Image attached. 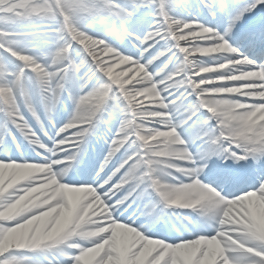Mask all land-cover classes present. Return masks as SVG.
<instances>
[{"label": "bare ground", "instance_id": "6f19581e", "mask_svg": "<svg viewBox=\"0 0 264 264\" xmlns=\"http://www.w3.org/2000/svg\"><path fill=\"white\" fill-rule=\"evenodd\" d=\"M212 3L203 5H212ZM221 3L224 6L220 11L215 12L216 15L213 13L215 16L198 19L197 23L201 28L195 27L199 30L196 34L197 38L206 35L207 29L204 28L216 27V32L212 34L214 37L223 35L222 32L225 30L231 40L236 29L238 30L249 16H253L252 23L256 22L258 31H254L253 38L246 37L239 46L247 45L248 42L261 44L255 46L256 49H246L245 53L254 60L264 59V52L259 51L264 50V0H223ZM143 5L148 4L136 5L135 9L140 15L133 18L125 17L121 9L116 10L115 15L120 23L131 30L137 29L133 26L139 24L137 22L139 20L154 37L161 30L153 25L154 17L146 15ZM92 8L94 10H90L85 15L84 13L77 15L75 12V17L80 19L83 27L76 18L69 23L65 22L69 34L67 39L74 42L80 39L79 44L85 51L89 50L88 42L86 38L76 33L77 29L91 27L94 28V33H97V29L105 21L110 20L100 7ZM189 8L188 12L192 10V7ZM159 13L163 18L173 14L166 5L159 7ZM178 13L180 16L182 12ZM83 20L85 22H82ZM24 22L33 31L35 30L33 25L35 21H31V18H24ZM173 22L177 23V21ZM176 25L172 22L171 25L167 23L164 36H168L169 33V36L175 40L174 43L180 44L179 37L174 33ZM39 37L40 35L35 34L13 37L9 49L14 52L31 53L30 59L23 64L33 75L34 69L41 70L44 85H39L38 88L34 85V79L23 72L21 85L18 79L16 81L8 79L3 88L5 96L0 90V99L8 106L6 123L0 115V159L5 160L3 165L0 164V199L12 193V190L22 192L27 189L26 193L0 204V257L14 251L31 253L37 248L51 251L64 247L80 253V256L72 259L69 264H264V251L261 248L264 245V196L243 206L225 208L229 202L223 201L213 187L203 185L198 180L199 176H205L210 170H225L213 159L223 157L225 159L229 154H241L243 159L246 157V160L255 161L260 155L264 156V93H259L264 90V79L256 72L250 71L251 68L247 67L249 65L247 63L239 61L229 64L228 61L234 57L229 51L221 48L200 49L195 43L198 54L207 56L212 61L200 70L198 80L192 82L189 87L187 82L192 79L189 77L187 62L180 67L172 64L170 68L161 67L154 74H146L147 71L144 67H139L137 61L130 62L129 65V62L126 63L117 53L118 50L113 52L107 49L108 55L111 54L117 63L110 70L111 78L116 80L124 94L129 89L135 92L136 86L154 85L157 93L170 92L167 97L172 94L176 97L174 99L176 108L186 105L187 102L198 103L199 100L203 108L214 115L217 129L214 130L208 124L207 118L199 117L198 109V113L192 119L193 116L183 118L173 106L168 108L166 114L161 115L151 112L152 108H139L141 107L138 103L139 96L144 97L142 94L148 95L151 92L145 89L137 92L131 97L132 99H129L130 101H126L128 107L136 108L138 114L125 124L119 123L122 109L119 106L114 107L113 97V100L111 97H106L105 100H110L112 103L108 105L111 107V114L106 124L101 118L96 127L99 134L100 132L105 134V141L101 143L95 140L89 141L85 140L89 137L81 132L77 124L83 115L87 112L92 113L96 107L92 95L98 97L105 91L103 88H98L94 94L84 93L83 91L90 85L78 76L79 81H74L73 87L66 86L65 91L58 92L56 82L61 77L50 57L44 55L46 46L40 43ZM157 39L151 43H158L159 38ZM109 42V46H112ZM200 42L204 44V41ZM181 44L189 46L184 39ZM190 46L193 47V43ZM138 58L141 60L140 55ZM156 59V55L150 58L151 61ZM168 60L172 61L171 54L168 55ZM234 68L239 73L243 71L246 75L235 78L228 75L234 73ZM184 70L185 74H183ZM261 72L264 76V67H261ZM178 84L180 86L185 84L182 90L174 88V85ZM62 85L66 84L62 81ZM223 85L228 89L219 91L213 88ZM211 90L212 93L209 92ZM184 91L186 92L184 95L189 94L190 99L193 95L194 99L190 101L184 95L179 97L175 94ZM215 95L239 98V102L212 99ZM29 107H32L33 111ZM227 111V116L218 115ZM68 115L72 117L71 120L64 125L63 131H57L61 126L60 124L57 128V123ZM30 116H33L38 124L33 125ZM197 118L200 119L199 123H196ZM144 119L157 122L165 130L168 127L179 129L183 141L178 146L172 142L168 133L158 136L153 132L150 134L151 130L154 131L152 129L154 126L149 128L145 126ZM4 124L7 126V131L3 129ZM127 124L139 128V138L146 146L157 144L166 147L164 159L162 156L158 159L156 156L151 157L143 151L144 155L141 158L134 140L124 136ZM114 125L117 126L115 131ZM50 137L54 143L48 145L47 139ZM77 138L80 142H75ZM230 138L236 140L237 145L230 143L228 141ZM112 140L114 146L109 149L108 145L110 146ZM182 147L190 151L187 155L188 160L181 155ZM83 149H87L88 152L85 153V158L81 159V156L76 158L78 151ZM33 153L39 159H32ZM64 155L70 158V165L75 164L77 167L75 173L93 170L94 166L91 165L90 159L96 157L105 159L104 162H107L105 184L93 180L89 171L84 178H68L65 173L58 171L56 164L49 165L52 159ZM28 160L34 163H28ZM144 165L149 169L148 176L158 195L168 199V204L183 209L180 217L175 220L178 227L177 235L167 241L169 244L176 243L178 237L182 240L180 243L148 244L142 241L141 237L136 236V231L123 226V224L135 223L131 217H121L122 215L118 213L124 208V198L128 200L127 205L130 207L127 213H133V216L138 214L134 216L137 221L143 218L151 226L168 223V218L158 217L159 209L156 207L154 197L147 190L143 176ZM183 180L190 182L188 185L191 187L185 184V186L177 185ZM42 181L45 184L39 186ZM109 181L112 183L110 184ZM91 187L98 194L100 192L105 194L102 203L99 200H95L97 202L92 200ZM171 187L174 189L169 190ZM44 195L45 198L41 201ZM31 196L34 197L33 200ZM31 230L33 233H30ZM148 231L153 232V230ZM75 232L80 234L79 237L73 235ZM155 233L151 235H159L161 232L157 229ZM29 234H33L31 239H28ZM199 234L207 236L208 241L203 243V236L198 238ZM22 240H25V243L21 244ZM38 256H42V259L36 258ZM34 257L40 260L41 264H61L56 261L46 263L43 255ZM57 257L56 260L60 262V258ZM23 258L28 259L17 260L13 264H40L36 260H30L28 256Z\"/></svg>", "mask_w": 264, "mask_h": 264}, {"label": "rangeland", "instance_id": "374dc122", "mask_svg": "<svg viewBox=\"0 0 264 264\" xmlns=\"http://www.w3.org/2000/svg\"><path fill=\"white\" fill-rule=\"evenodd\" d=\"M164 1L165 0H0V90L2 94L5 96V89H3L5 88L4 83H6L8 79H15V81L16 79H18L17 81L19 83V78L21 76V73L25 71L26 66H23L21 63H19L17 59L18 60L20 59L22 62L26 63L31 57V55H29L31 53L29 52L24 53L22 51L19 52L11 51L9 47L12 44L13 41L12 38L17 37L18 35L22 36L28 34L30 35L35 34V35H40L39 37L41 38L40 43L46 46L44 55H48L50 57L55 67H57V72L59 73L60 77L64 69L63 68L65 65L64 61L66 59L70 60L71 66L69 73L70 78L67 84L68 87L71 86L73 87L74 81H79L78 76H80L82 77L84 82H87L90 85V87H88L87 89H85V91H83L84 93L94 94L98 88H103L105 91V93H101L98 97L92 95L93 100L97 104L96 107L93 109L92 113L87 112L85 115H83L81 120H79L77 126H79L80 130H82L81 132L83 134L86 133V127H87L86 125L92 120L93 116L97 112L98 107L100 106V104L104 102L107 95H110L109 97L114 98V104H113L114 107L119 106L122 109L119 123L120 124L129 123L128 121L137 117L136 115L138 114V112H136V108H134L133 106H132L133 108H131L130 106L128 107L126 101H130L129 99H132L131 98L132 96H135L137 92L139 93L145 89L146 90L148 89L151 92L148 93V95L147 93L142 94L144 95V97L139 96L140 99L138 100V103L141 104L140 105L141 107L139 108H143V107H146V109L152 108L151 112H154L156 115H161V114H166L168 112V108H171L173 106L174 110L178 111L179 115H181L183 118L184 117L189 118L193 116L192 119L195 117L194 115L199 112V117L205 119L207 118V120H209L208 124L211 125V127H213L214 130H216L217 127L215 125L214 115L210 114L206 110V108H203V105L200 104L199 100L198 103H194V101H192V104L190 102H187L186 105L182 107L179 106L178 108H176L174 107V103L176 104V101H174V99H176V97H173V94L167 97V95H169L170 92L157 93L154 88V85L152 86L146 85V86H136L134 89L135 92H133L132 89H129L124 94L119 89L116 80L111 78L110 70L117 63L113 60L111 54L108 55L107 52L108 51L114 52L116 50H118L117 53L123 59H125L126 63L129 62L128 63L129 65L130 62L137 61L138 63L137 65L139 67H144V69L147 71L146 74H154L156 71L160 70L161 67L170 68L173 66L172 64H174V66L179 65L180 67L182 66V64H184V62H187L189 77L192 79V81L188 80L187 83L188 87L192 84V82L194 83V81L198 78V75L200 74V70L203 69L205 66H207V64L211 63L212 61L207 56L198 54L197 50L195 49L196 46L194 45V43L197 44V46L200 49L221 48L224 51H229V53H231L234 56L228 61L229 64H233V63L235 64L239 61H242V63H251L252 65L258 66L259 68L264 63V59L262 58L259 59V62L251 61L252 58L247 57L245 52L239 51L240 47L236 45L237 40L235 41L236 44L234 42L232 43L226 41L224 32H222L223 35L220 34L221 36H217V38L214 37L212 34L216 32L215 31L217 30L216 27L214 29L204 28L205 30L207 29L206 35L204 37L197 38L198 36L196 34L197 32L199 33V30H197V28H201V26H199V24L197 23L198 19L201 17L202 19H205L204 17H206L207 15H209L211 18L215 16L216 15L215 9L219 10L224 6V4L221 3L223 0H220V2L218 0L215 1L214 0H166V3H164ZM208 2H213V3L212 5H203L205 3L208 4ZM141 3L148 4V5H143L144 9L147 12L146 15L154 17L153 25L161 30L159 31L158 34H155L154 37L151 35L148 28L144 27V23H140L139 20L137 21L139 24H135V26H133L137 29L131 30L127 26H124L123 23H120L119 18H117L115 15L116 10L119 9L123 11L125 17L127 18H131V17L133 18L134 16L140 15L137 13L138 11L135 9V7L136 5H139ZM164 5L167 6V9L170 7V11L173 13L171 16L168 17L166 15V18H163L159 13V7L161 6L164 7ZM97 6L101 8V11L105 13L110 20L105 21L102 26L99 24L101 27L97 29V33H94V28L91 27L90 28L84 27L82 29L79 28L80 30L77 29L76 33L82 35V37L86 38L88 42L89 50L85 51L79 44L80 39L77 40V42L67 39V36L69 34L65 27V22L69 23L70 21L73 20V18L75 19L76 18L75 12L77 13V15L80 13H84L85 15L86 13H88L90 10L93 9L92 7H97ZM189 7H192V10L190 12L187 11ZM178 12H182L181 13L182 16L181 15L179 16ZM27 17L28 19L31 18V21L33 22L35 21L33 24L35 28L34 31L32 30V28L26 25V22H24V18ZM76 19H77L76 21H78L79 24L83 27L82 23H80V19L79 18ZM82 19L84 18L82 17ZM170 19H172V21L169 22ZM50 20L51 22H49ZM85 20H83L82 22H85ZM173 21H177V23ZM171 22L173 23V25L177 24L176 26H174L175 27L174 33L176 34V36L179 37L178 43L180 44H175L174 43L175 40H173L169 36L170 35L169 33L168 36H164V32H165L164 30L166 29V25L167 23H170L171 25ZM221 25L223 26V23H221ZM69 27L71 28L72 25H70ZM218 28L221 29V27ZM157 37L159 38L158 43H151L154 41V39L155 41L158 40ZM183 39L184 41L187 42V44H189L188 47L186 45L181 44V41ZM200 41H204V44H201ZM242 41L244 42L245 40ZM108 42L111 43L112 46H109ZM192 43H193V47L190 46ZM248 48H254V47H250L247 43V46L244 45V51H246L245 49ZM107 49L109 50L107 51ZM259 51L264 52V50H259ZM169 54H171L172 56V61L168 60ZM138 55L141 56V60H138L139 59ZM153 55H156L157 59L155 61L150 60V58L153 57ZM47 60L49 61V59ZM250 68H254V67H250ZM252 71L254 72L255 70ZM34 72L35 74L36 73L39 74L38 76L39 79H37L36 77V82L38 83V85L34 83V85L38 86L39 88V85L42 86L44 85L43 73L39 69H34ZM244 74L245 73L243 71L239 73V71H237L234 68V73H229L228 75H232V77L235 78L238 76H243ZM29 76L32 77L31 75ZM144 82L145 81L143 80V83ZM60 83L61 80L59 78V80L56 82L57 91H59ZM183 85L185 84H182V86ZM93 86H96V88H94ZM182 86L178 84V85H174V88H179V90H182L183 88ZM213 88L214 90H219V91H224L228 89L227 86L224 85L223 87L218 86ZM209 92L212 93V90ZM181 93L182 92H176L175 94L181 97V95L183 96L186 92L184 91L182 94ZM259 93H264V90L260 91ZM184 97L189 98L190 95L186 94L184 95ZM210 97H214V96H210ZM193 99L194 97L192 96L191 99L189 98L190 101ZM212 99H217V100L221 99L228 102H239L238 100L239 98L237 99L229 96L217 97L215 95V97ZM110 105H112V103H110ZM29 108L31 110L33 109L32 107ZM227 113L228 111L226 113L221 112L218 115L227 116L228 115ZM110 114H111V110L107 112V115L104 119L105 124ZM71 118L72 117L70 115L66 116L65 119L63 117L65 121L64 120L59 121L60 123L58 124V126L63 121L64 123L59 127V129H57V131L59 132L63 131V128L65 127L64 125H67L68 122L71 120ZM144 120H145L144 121L145 126H147L148 128L154 126L152 128L154 131L151 130L150 134H152L153 132L155 135L158 136L159 134L161 135L168 133L170 135L169 137L172 138V142H174V144L178 146L180 142L183 141L182 139L183 137L179 129L168 127L165 130V128L160 127L157 124V122L153 123V121H149L148 119H144ZM142 121L143 120H141V122ZM198 121H200V119L197 118L196 123H199ZM115 126L116 125H114V131L117 128V126L116 127ZM130 127L131 126H129V124L126 125V131L124 136L129 139H132L133 137L129 130ZM133 127L139 133V128L137 126H133ZM102 134L103 132H100V134L96 136L95 141H100V143L102 141H105L104 138H106V136L105 134L103 135ZM53 141L54 140H52L51 137L47 139L48 144L49 143L53 144L54 143ZM75 142H80V139L77 138ZM112 146H114L113 140L112 143H110V146L108 145L109 149ZM165 150L166 147L156 144L155 146L152 145L146 146L144 152H146L151 157L156 156V158L158 159L160 156H162V159H164L163 156ZM180 150L182 152L181 154L182 157L188 160L187 155L190 154V151H187L186 147H182L180 148ZM104 160L105 159L99 160L97 164V170L89 172L90 177L96 182H100V184H105V180H106V177L105 175H103V173L104 170L107 168V162L105 163ZM69 161L70 158L67 157V155H64L52 159L49 165L56 164L58 166V171L65 173L68 169ZM86 175H87L86 173L77 174V177H81V176L85 177ZM109 182L110 184L112 183L111 181ZM44 184H45L44 181H42L40 182L39 186ZM184 184L188 185L190 184V182H186V180H183L181 181V183L177 185L185 186ZM173 189L174 187H171L169 190H173ZM193 189H195V187ZM90 191L93 193L91 195L92 200L94 201L99 200V202L101 203L103 202V197L105 196L104 193L100 192L98 194L93 187L90 188ZM11 192L12 193H9L8 195L1 197L0 204H4L5 202L7 203L11 199L17 198V196H19L20 194L26 193L27 189H25L22 192L16 190H12ZM194 192H196V189ZM44 198L45 195L42 196L40 200L42 201V199ZM162 198L165 202L169 201L163 196ZM31 199L33 200L34 197L32 198L31 196ZM127 211H130V208L124 205L123 210L119 211L118 213L122 216H127L126 213ZM132 216L133 214L131 215V217ZM124 227H128V226L124 225ZM30 233H33V231L31 230ZM73 235L79 237L80 234L75 232L73 233ZM32 236L33 234H31L28 239H31ZM23 243H25V240L21 241V244ZM261 248L264 251V245H262ZM34 251H33L34 253L33 252L26 253L22 251H14L12 253H8L0 257V264H13L17 260L28 259V258H23L26 256L30 257V260H36L34 257L36 255H43V259L46 263L56 261L57 263H61V264H69V262L72 259H75L80 256V253L72 252V249H66L64 247L63 249L59 247L58 249L55 250L53 249L51 251L37 248V250ZM41 257L42 256L40 257L38 256L36 258H41ZM56 257L60 258V262L56 260ZM36 261H38L37 263H40L39 262L40 260H36ZM80 263H82L81 260Z\"/></svg>", "mask_w": 264, "mask_h": 264}]
</instances>
